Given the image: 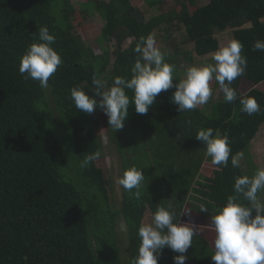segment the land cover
I'll return each mask as SVG.
<instances>
[{
  "label": "trees",
  "instance_id": "1",
  "mask_svg": "<svg viewBox=\"0 0 264 264\" xmlns=\"http://www.w3.org/2000/svg\"><path fill=\"white\" fill-rule=\"evenodd\" d=\"M132 2L81 4L82 14L93 13L103 21L100 42L108 50L97 55L73 33L71 17L80 14L71 0H0V264H131L141 243L138 229L147 216L151 222L157 208L171 201L181 223L199 219L213 228L211 216L236 195L235 178L251 177L258 170L249 149L264 124V93L257 88L264 83V52L253 50L255 41H264V0H208L205 6H198V0H172L171 10L149 20ZM144 2L151 10L162 0ZM45 25L56 37L53 47L63 64L49 86L41 88L38 81L24 79L19 64L36 42L33 34ZM173 28H182L186 43L193 45L191 52L175 47L163 53L175 65L174 74L215 53V35L232 31L247 58L245 75L231 85L238 99L227 103L223 97L208 113L198 107L180 113L171 101L175 89H170L159 94L145 115L130 105L124 128L116 132L97 109L119 159V177L131 166L143 168L146 176L139 199L119 186L116 207L111 178L96 165L101 156L80 166L86 156L101 153L103 143L96 131L98 117L76 109L71 89L85 81L90 85L93 75L108 85L116 76L130 79L141 37L155 31L168 34ZM127 40L131 42L124 48ZM243 82L253 87L245 94L240 92ZM214 88H219L216 81ZM126 94L133 96L131 90ZM248 96L256 98L259 113L241 111L239 98ZM209 127L214 135L227 133L232 153H244L249 172L242 162L233 168L230 158L227 167L214 165L209 176L204 174L203 168L213 164L195 135ZM258 195L262 198L264 192ZM238 202L248 203L242 197ZM202 203L209 212L199 211ZM121 225L126 258L120 249ZM214 251L210 240L194 236L185 264H214ZM174 255L178 253L163 249L158 264H174Z\"/></svg>",
  "mask_w": 264,
  "mask_h": 264
},
{
  "label": "clouds",
  "instance_id": "2",
  "mask_svg": "<svg viewBox=\"0 0 264 264\" xmlns=\"http://www.w3.org/2000/svg\"><path fill=\"white\" fill-rule=\"evenodd\" d=\"M33 35L36 42L30 44L21 57L19 73L24 79L38 81L41 88H47L49 79L62 66L63 60L53 47L56 37L46 25L41 26ZM242 48L241 42L232 40L213 54L214 64L189 67L185 78L174 83L177 80L174 78L175 65L165 61L163 53L156 46L155 36L149 34L141 37L134 49L138 56L132 66L130 79L116 76L108 85L105 80L93 75L90 85L85 81L83 86L71 89V98L76 109L85 114L101 110L107 117L109 128L114 132L124 128L130 105H134L137 114L145 115L159 94L170 89H175L171 101L180 113L208 103L214 95L210 87L213 79L219 84L224 101L233 103L238 99V93L231 87L232 82L244 76L247 69V58L241 54ZM253 50L264 52V41H255ZM85 87L91 95L85 92ZM126 90H131L133 96L129 97ZM239 103L242 105L241 111L248 115L261 111L255 97H240ZM195 139L202 142L213 165L227 167L231 158L233 168L241 166L244 153H232L227 133L221 135L217 132L214 135L212 128H201ZM99 156V152L86 156L80 166L87 167ZM142 169L131 166L116 180L119 186L136 199L141 197L146 177ZM234 192L236 195L229 196L227 204L210 218L215 230V251L211 259L214 264H264V199L258 195L264 192V168L258 169L251 177H236ZM240 197L248 203L238 202ZM199 211L209 212V209L202 203ZM197 235L198 226L181 223L180 219L178 221L175 208L169 201L167 207L157 208L150 223H142L139 227L141 243L138 255L132 259L131 264H158L159 256L165 248L178 253L173 256L174 264H185L188 259L185 254L192 246L193 237Z\"/></svg>",
  "mask_w": 264,
  "mask_h": 264
},
{
  "label": "rangeland",
  "instance_id": "3",
  "mask_svg": "<svg viewBox=\"0 0 264 264\" xmlns=\"http://www.w3.org/2000/svg\"><path fill=\"white\" fill-rule=\"evenodd\" d=\"M83 2H86V0H71V4L74 6L75 12L80 14V16L74 18L71 17L74 21V30L73 33L76 34L81 38L84 45L90 48L95 54L99 55L102 54L104 49L106 48L103 43L100 42V31L103 27V21L101 18L96 14L86 15L82 14V7L81 4ZM208 0H198V6H205L207 5ZM132 5L139 9L144 15L146 20H149L153 16L159 15L163 12H168L173 8V2L172 0H162V3L159 6L154 7L153 9H148V6L145 4L144 0H133ZM193 11V9H191ZM82 22V25H79V22ZM249 27V26H246ZM156 39V46L161 50L162 53H171L175 47H179L182 49H185L187 51H193V45L186 43V36L184 34V30L182 28H173L169 31V33L164 34L159 31H155L153 33ZM168 35L171 36L170 39L168 38ZM216 39L219 42V48L227 45L229 42L233 40V35L231 30H227L223 33H217L215 35ZM131 41L127 40L123 47L126 48ZM113 45L109 48V51H113ZM108 50V48H106ZM214 54V53H213ZM208 55L205 57L196 58L194 64L192 66H204L207 64H214V61L212 59V56ZM192 66H185L183 68H180L175 74L174 77H176L178 80L185 78V73L187 68ZM215 80L213 79L210 82V87L213 89L214 95L207 104L198 106L200 109H204L207 113L211 111L212 106L216 103H219L223 99V93L220 91V88H214ZM253 87L243 82L242 86L240 87V92L242 94L247 93L250 91ZM259 90H261L264 93V83L257 86ZM96 116L99 119V125L96 128L97 134L102 139L103 143V150L100 153L101 158L97 160L96 165L98 168L104 169L108 172L112 185L114 186V202L115 206L118 207L120 204V194L121 190L119 185L116 183L117 178L119 177V159L117 156V153L115 151V147L113 144H110L109 137L107 134V126L105 124L104 115L98 110L94 111ZM249 155L251 157L252 164L257 168H264V124L261 126L259 132L255 136V138L250 143V149H249ZM242 166L243 170H248V172L251 170V168L245 163V159H242ZM214 168V165H206L203 169V172L206 176H209L211 170ZM261 199H264L262 197ZM195 218V217H193ZM145 221L147 223H150V217H146ZM191 224H195L198 226L199 229V235L204 236L206 240H210V244L212 248L214 249V238H215V230L214 228H211L209 225H203L202 222L199 219L193 220L189 219V226ZM119 237H120V249L123 254V257H127V251L126 248V239L124 236L123 227L121 225V228L119 230ZM125 250V251H124ZM215 250V249H214ZM128 259V258H127ZM126 259V260H127Z\"/></svg>",
  "mask_w": 264,
  "mask_h": 264
}]
</instances>
